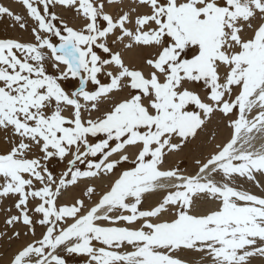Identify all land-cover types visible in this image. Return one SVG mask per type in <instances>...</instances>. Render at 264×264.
<instances>
[{
	"label": "snow or ice",
	"instance_id": "1",
	"mask_svg": "<svg viewBox=\"0 0 264 264\" xmlns=\"http://www.w3.org/2000/svg\"><path fill=\"white\" fill-rule=\"evenodd\" d=\"M0 21V264H264V0Z\"/></svg>",
	"mask_w": 264,
	"mask_h": 264
},
{
	"label": "rangeland",
	"instance_id": "2",
	"mask_svg": "<svg viewBox=\"0 0 264 264\" xmlns=\"http://www.w3.org/2000/svg\"><path fill=\"white\" fill-rule=\"evenodd\" d=\"M0 2H6L5 0H0ZM4 28V22L0 21V30H3Z\"/></svg>",
	"mask_w": 264,
	"mask_h": 264
},
{
	"label": "bare ground",
	"instance_id": "3",
	"mask_svg": "<svg viewBox=\"0 0 264 264\" xmlns=\"http://www.w3.org/2000/svg\"><path fill=\"white\" fill-rule=\"evenodd\" d=\"M6 2H8V0H5Z\"/></svg>",
	"mask_w": 264,
	"mask_h": 264
}]
</instances>
